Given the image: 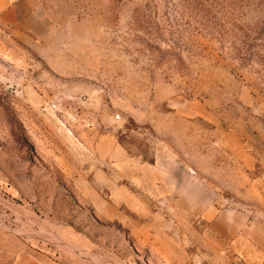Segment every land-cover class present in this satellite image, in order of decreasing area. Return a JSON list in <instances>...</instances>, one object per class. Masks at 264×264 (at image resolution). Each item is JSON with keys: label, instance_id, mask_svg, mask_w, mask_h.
<instances>
[{"label": "rangeland", "instance_id": "rangeland-1", "mask_svg": "<svg viewBox=\"0 0 264 264\" xmlns=\"http://www.w3.org/2000/svg\"><path fill=\"white\" fill-rule=\"evenodd\" d=\"M16 1L0 0V264H244L209 198L190 209L142 164L194 169L264 227V0H21L26 29L2 17Z\"/></svg>", "mask_w": 264, "mask_h": 264}, {"label": "crops", "instance_id": "crops-1", "mask_svg": "<svg viewBox=\"0 0 264 264\" xmlns=\"http://www.w3.org/2000/svg\"><path fill=\"white\" fill-rule=\"evenodd\" d=\"M12 16H14L12 20H9ZM2 17L5 21L26 29L32 14L24 9L22 1L18 0L3 13ZM230 149L234 157L242 158L248 168L253 166L255 159L248 150L239 146L231 147V145ZM120 152L121 148L117 147L115 153ZM142 165L147 171L146 174H174L176 182L172 191L179 196L180 200L184 195H188L190 209L195 208L192 202L193 195L209 198L205 203L204 199H201L205 205L201 209L199 207V212L211 221V226L227 242L228 248L241 258L244 264H264V227L252 218L247 208L216 207L215 202L219 196L217 192L209 189L194 169L184 168L172 158H162L157 164ZM222 186L230 190L224 184Z\"/></svg>", "mask_w": 264, "mask_h": 264}, {"label": "water", "instance_id": "water-1", "mask_svg": "<svg viewBox=\"0 0 264 264\" xmlns=\"http://www.w3.org/2000/svg\"><path fill=\"white\" fill-rule=\"evenodd\" d=\"M7 83L9 84V86H11L12 88H15L14 85H12V83L8 82Z\"/></svg>", "mask_w": 264, "mask_h": 264}]
</instances>
